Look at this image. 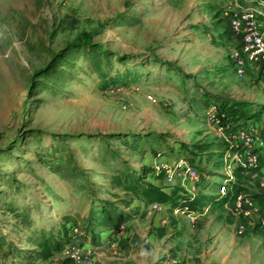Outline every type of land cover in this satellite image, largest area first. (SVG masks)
<instances>
[{
	"label": "rangeland",
	"instance_id": "1",
	"mask_svg": "<svg viewBox=\"0 0 264 264\" xmlns=\"http://www.w3.org/2000/svg\"><path fill=\"white\" fill-rule=\"evenodd\" d=\"M243 12L264 31V0H0V264H264V227L229 200L195 222L165 211L170 227L141 204L121 230L82 235L120 192L113 175L153 149L196 161L202 191L217 189L225 153L207 106L264 104L263 71L245 61L239 73L230 15ZM245 120L264 126V114ZM43 236L61 250L42 257Z\"/></svg>",
	"mask_w": 264,
	"mask_h": 264
},
{
	"label": "built area",
	"instance_id": "2",
	"mask_svg": "<svg viewBox=\"0 0 264 264\" xmlns=\"http://www.w3.org/2000/svg\"><path fill=\"white\" fill-rule=\"evenodd\" d=\"M230 26L239 38L240 52L236 53L239 62V73H243L245 61L258 64L264 70V31L259 28L249 12L232 14ZM207 124L215 129L220 143L224 145V176L219 182L217 197L231 195L228 203L234 206L241 218L249 222H257L264 227V216L260 207L252 198L253 192H264V138L258 125L248 121L237 124L229 119L221 110L220 104L211 102L205 114ZM158 172H162L165 185H176L184 192L190 201L199 198V190L203 181V174L199 167L185 156L177 159L176 165L159 161L154 165ZM240 168L243 176L238 177L236 170ZM155 212L163 213L165 205L160 202L152 203ZM212 203L191 208L189 205L174 209L175 214L185 216L190 222L197 220L200 212H207ZM125 226L122 225L119 230ZM78 232V229H75ZM239 234L246 232V225L240 224ZM73 259H80L82 250L74 247L69 252ZM87 264H93L87 259Z\"/></svg>",
	"mask_w": 264,
	"mask_h": 264
},
{
	"label": "trees",
	"instance_id": "3",
	"mask_svg": "<svg viewBox=\"0 0 264 264\" xmlns=\"http://www.w3.org/2000/svg\"><path fill=\"white\" fill-rule=\"evenodd\" d=\"M258 107V110L246 111L245 115H240L235 114L239 111L238 109L228 108V110H224L220 106L221 110L225 112L229 119L235 120L238 116V119H241L240 123L245 122L246 118L264 114V104H260ZM261 136L264 138V126L261 129ZM149 137L150 140L147 141H152L151 143H156L161 146L160 143L163 140L161 135L156 134L150 135ZM145 139L146 138L141 136V138H137L136 143L139 141L142 142ZM138 146L139 145L136 144L135 148ZM201 149L205 150L207 148L206 146H201ZM151 152H153L152 155H154V157L171 155V153H169V155H167V153L163 154L165 151H159L157 153L155 149ZM128 164V162H125V166L119 168V170L112 177L113 185L118 188L121 193L112 191L111 196L115 197L113 201H101L99 210H91L90 222L86 224L85 231L82 234L85 238L89 237L90 234L88 232H93V236L97 237L96 232L98 228L99 230L105 232H117L122 225L133 220L139 215H144L146 210L141 209V204L147 206L151 203L160 202L165 205L166 209H169L165 211H169L171 214H174L175 208L184 207L185 205H189L191 208H198L203 206L204 203H207L205 198L204 200H202V198H198L195 201H190L188 196L176 185L163 187L154 183L149 179V173L152 171V167H150V165L152 164H144L140 170ZM236 173L239 178L243 176L240 168L236 170ZM205 197H207L206 199L213 204L231 199V195H227L225 197L206 195ZM252 198L261 208V213L264 216V192H253ZM136 200H139V203H137ZM65 219L71 221V217L68 215L64 216V220ZM243 222L246 221L243 220ZM62 245L63 244L54 240L51 236H43L42 240L39 242L42 257H50L54 250H61ZM1 246L2 245L0 244V247Z\"/></svg>",
	"mask_w": 264,
	"mask_h": 264
},
{
	"label": "crops",
	"instance_id": "4",
	"mask_svg": "<svg viewBox=\"0 0 264 264\" xmlns=\"http://www.w3.org/2000/svg\"><path fill=\"white\" fill-rule=\"evenodd\" d=\"M232 16V14L230 15V17ZM235 38H236V40L238 41V44H239V38H238V36L235 34ZM249 65L254 69V70H262L263 71V73H264V70L258 65V64H256V63H252V62H249ZM262 81L264 82V75H263V78H262ZM245 121H247V120H245ZM249 122V121H248ZM215 134H217L216 133V131L214 132ZM218 143H219V149L218 150H220L221 151V147H223L224 145H222L221 143H220V140L218 141ZM224 149V148H223ZM222 151H225V149L224 150H222ZM224 156V155H223ZM171 156H166V157H164V156H161V157H159V158H157V157H154L152 154H150V153H148L147 152V154H146V156H145V160L144 161H141V165H144V164H152L153 166L155 165V163L157 162V161H165V162H168V160H169V158H170ZM198 167H199V169L201 170V171H203L202 170V168H201V166L198 164V163H196V161L194 162ZM202 174H203V181H202V183H201V186H200V190H199V198H205V200H207L206 202L207 203H210V201L208 200V199H206L207 197H205L206 195H208V196H214V193L216 192V190L214 191V192H208V191H205V192H203L202 191V189H203V187H204V185H206V181H207V178L206 177H208V175H206V173L203 171L202 172ZM156 183L157 184H159L157 181H156ZM165 183V182H164ZM160 186H163V185H160ZM207 186V185H206ZM164 187V186H163ZM204 190V189H203ZM201 191H202V193H201ZM203 193H207V194H203ZM201 195V196H200ZM229 202V201H228ZM206 203V204H207ZM218 203H221V202H218ZM223 203V202H222ZM205 203H204V205H206ZM225 204H227V203H225ZM212 205H213V203H212ZM208 212V211H207ZM207 212H202L203 214H206ZM166 212L164 211L163 213H158V212H156L155 213V223H154V226H156L157 224L159 225V223H164V227H170V224H171V220L169 219V216H167L166 214H165ZM201 214V212L199 213V215ZM198 215V216H199ZM197 220H198V217H197ZM196 220V221H197ZM190 222V221H189ZM169 224V225H168ZM103 233H105L106 235L107 234H110L111 232H109V231H106V232H103Z\"/></svg>",
	"mask_w": 264,
	"mask_h": 264
}]
</instances>
